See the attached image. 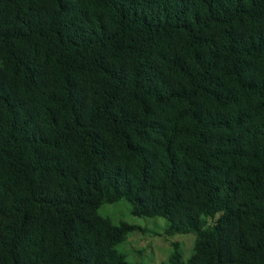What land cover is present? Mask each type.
I'll return each mask as SVG.
<instances>
[{
	"label": "trees",
	"instance_id": "1",
	"mask_svg": "<svg viewBox=\"0 0 264 264\" xmlns=\"http://www.w3.org/2000/svg\"><path fill=\"white\" fill-rule=\"evenodd\" d=\"M122 200L264 264V0H0V264H128Z\"/></svg>",
	"mask_w": 264,
	"mask_h": 264
},
{
	"label": "rangeland",
	"instance_id": "2",
	"mask_svg": "<svg viewBox=\"0 0 264 264\" xmlns=\"http://www.w3.org/2000/svg\"><path fill=\"white\" fill-rule=\"evenodd\" d=\"M99 213L115 225L123 222L134 227L126 242L116 247L126 256L128 264H168L176 246L182 262H187L192 255L196 235L168 234L164 218L135 217L131 215L130 204L124 200L102 205Z\"/></svg>",
	"mask_w": 264,
	"mask_h": 264
}]
</instances>
